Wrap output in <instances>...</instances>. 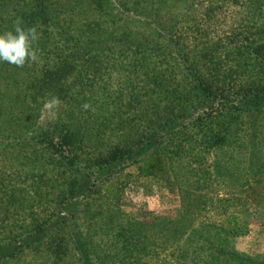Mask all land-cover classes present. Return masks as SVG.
Here are the masks:
<instances>
[{
    "label": "rangeland",
    "instance_id": "rangeland-1",
    "mask_svg": "<svg viewBox=\"0 0 264 264\" xmlns=\"http://www.w3.org/2000/svg\"><path fill=\"white\" fill-rule=\"evenodd\" d=\"M33 1L0 0V32L34 9ZM39 2L50 6L54 22L71 24L78 40L67 44L43 30L34 45L37 61L22 67L0 62V238L18 244L17 234L32 220L48 228L44 246L0 264H84L75 239L97 256L93 264L264 260V111L258 128L247 120L238 138L205 145L202 162L194 160L196 142L175 138L177 126L158 133L163 144L148 142L158 132V115L172 117L178 108L157 92L152 101L148 90L168 74L166 98L176 100L186 91L185 77L215 81L202 54L211 58L216 46L225 56L252 41L250 0H101L99 7L92 0ZM60 55L76 64V75L43 79L46 70L64 66ZM194 119L187 122L192 131ZM114 146L160 154L155 174H139L144 156L120 170L98 167ZM74 179L81 183L75 192ZM221 251L251 260L225 261Z\"/></svg>",
    "mask_w": 264,
    "mask_h": 264
},
{
    "label": "trees",
    "instance_id": "trees-1",
    "mask_svg": "<svg viewBox=\"0 0 264 264\" xmlns=\"http://www.w3.org/2000/svg\"><path fill=\"white\" fill-rule=\"evenodd\" d=\"M39 1L41 0L33 1L36 2L35 8L29 13H25L23 16L20 14L19 18L22 17V20L20 21L21 25L27 28L35 26L34 24L40 22L39 25L35 26L38 32L45 30L52 37L53 35H56L58 37L55 38L61 40L65 39L67 44L71 43L72 40H78V37L73 32L71 24L66 27L58 24V22H54L52 14L49 17V11L51 10L50 6L45 2L42 4V2ZM92 2H95L98 7L102 5L101 0H92ZM121 3L122 5H125V2ZM121 3L119 2L120 5ZM249 5L251 7V17L253 18V24L251 26L253 30H255V32L251 33V36H249L252 41L248 44L244 42L235 52L224 53L225 56L220 54L216 46H214L212 56H210L211 58H209V53L204 52V54H202L209 59L206 69L212 73L211 75L215 81L209 79L204 82L203 80H198L196 77H185V79H188L186 85L188 83L191 88H187V85V87H185L186 91L183 93L184 95L176 100L173 98H166V83H168L166 80L169 77L168 74L164 79L158 78V80L155 81L156 87H153L152 91L148 90L152 101L155 100V94L157 92L161 101L166 103L172 100L178 107L176 110H173V114L168 115L172 117H167L165 114L161 116L158 115L156 120V122H158V132L152 135L148 141L150 144L155 143L156 140L159 139L160 140L157 143H160V145L163 144L164 139L158 137V133L167 131L171 126H177L178 132L175 134V138H179L184 142V145L188 144V142H196L195 145H191L192 151L199 153L197 156H194V160L196 162H202L207 153L205 152V145L208 144V146L212 148L223 145L229 141V138H238V132L241 135L239 126H241L242 123H246L247 120L251 127L258 125V128L262 125L260 124V115L264 111V0H250ZM50 23L55 26L54 30L49 28ZM232 55L234 56L232 57ZM181 56L183 60H187V55L185 53ZM58 61L60 62V65L64 66L62 68L59 67L58 69L52 68L46 70L43 79H52L57 76L61 77V75L64 77L68 74L76 75V64L68 59V55H60ZM256 66H259L260 70H256ZM194 69L198 70L201 68L195 67ZM186 71L188 72L187 68ZM254 71H257L259 76H255L253 74ZM78 73L81 74L79 71ZM164 73L165 72H162L161 74ZM242 77L243 79H246L242 80L243 83L241 82ZM130 86L131 85H129V88ZM134 90L135 86H133V92ZM215 90L218 91L217 94ZM191 91L196 92L197 102L192 103L190 97ZM134 93L138 96L139 100L142 98V95L139 93ZM218 95L221 99L218 103L219 108L215 112L213 103L217 100ZM141 101H143V103H148L144 99ZM190 103L192 104L189 105ZM194 114L197 116L195 117ZM193 118L195 119L192 123V131L187 122H190V119ZM174 129L170 132L168 138V141H170L169 144L171 145H173L171 136L174 134V131H176ZM253 133L255 132L253 131ZM165 134L167 135L168 132H165ZM242 134H246V131L242 130ZM66 141L69 142L68 140ZM148 142L143 141V144L141 145H145ZM142 147L143 148H141L140 151L133 153L135 150L131 152L128 148L124 150L122 146H114L110 151V154L101 159L102 161L98 162V167H108L110 171L120 170L124 167L123 163L125 161H128L129 159L138 161L144 156L146 158L140 161L138 167L139 174L141 176L153 175L160 164L162 156L160 154H152L151 157H148L150 155L148 154L149 147ZM199 149H201V152H199ZM180 150L181 149L176 151L179 152ZM126 151L129 152L127 156ZM166 151L169 150L166 149ZM166 154L168 153L166 152ZM80 185L81 183L74 179V182L72 183V191L75 192ZM71 197L74 198V194H72ZM47 229L46 221L34 222L32 220V223L29 224L28 228H25L22 233L17 234V236L22 238V240H18V244H12L11 238H9V242L8 239L5 240V238H0V261L5 258L16 257L17 254L24 252L26 249H35V247L36 249H39L38 246L41 244V246H44L45 244H43L42 241L46 237ZM234 232L239 233L241 230H238L237 226H235ZM14 240L16 242V238ZM75 240L84 264H93L97 260V256H93L87 250H83L82 247H84L85 244L81 242L80 239ZM221 255L225 258V261L231 259H238L241 262L251 260L232 252L221 251L219 256L221 257ZM128 257H130V255H128ZM255 264H264V260L258 261Z\"/></svg>",
    "mask_w": 264,
    "mask_h": 264
},
{
    "label": "clouds",
    "instance_id": "clouds-1",
    "mask_svg": "<svg viewBox=\"0 0 264 264\" xmlns=\"http://www.w3.org/2000/svg\"><path fill=\"white\" fill-rule=\"evenodd\" d=\"M38 39L35 26L26 28L17 20L11 29L0 32V62L22 67L27 62L37 61L38 55L34 45ZM84 107L89 105L84 104Z\"/></svg>",
    "mask_w": 264,
    "mask_h": 264
}]
</instances>
